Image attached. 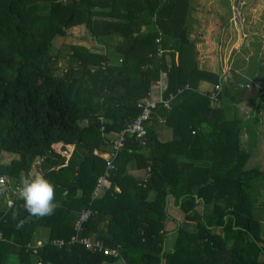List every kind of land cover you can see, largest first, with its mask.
<instances>
[{"label":"trees","instance_id":"obj_1","mask_svg":"<svg viewBox=\"0 0 264 264\" xmlns=\"http://www.w3.org/2000/svg\"><path fill=\"white\" fill-rule=\"evenodd\" d=\"M192 9L190 0H0V153L15 155L0 176L28 192L10 207L0 197V264H264L253 215L264 207V171L246 168L241 120L211 106L210 91H195ZM81 24L94 37L117 38L119 60L81 44L54 53V41ZM162 76L146 135L127 136L103 196L93 197L105 172L99 153L137 118V103ZM229 91L235 102L245 96L244 87L221 84L216 101ZM171 201L179 218L168 213ZM83 210L90 215L76 230ZM38 226L50 232L34 247ZM72 236L119 256L87 250Z\"/></svg>","mask_w":264,"mask_h":264},{"label":"rangeland","instance_id":"obj_2","mask_svg":"<svg viewBox=\"0 0 264 264\" xmlns=\"http://www.w3.org/2000/svg\"><path fill=\"white\" fill-rule=\"evenodd\" d=\"M191 4L193 5V9L191 10V16L194 17L196 10H204L207 15L208 22L212 23V32L220 31V25H223V21H227V17L234 18L237 16V10L239 12L243 11V15L245 18V31H244V38H242L240 45L242 49H239L240 55L244 56V50L250 51V62H249V69L247 73H241L239 71L238 75L240 78L242 76L253 78L255 73L253 71L262 72L264 74V61H260L259 48L264 47V0H190ZM233 8V9H232ZM234 11L236 14H230L228 11ZM43 14L48 13V9L43 10ZM236 18V17H235ZM247 29V30H246ZM221 32V31H220ZM255 33V34H254ZM258 33H262L263 36H259ZM258 35V36H257ZM109 38V37H108ZM238 38V35H237ZM117 39L115 38H98L90 35L88 31L84 28V26L76 25L72 26L66 30V38L61 39L57 38L54 41V53H61L65 54L69 51V45L71 44H81L88 47L90 50L99 53H106L111 57L113 62H116L118 59V55L114 53V45L116 44ZM219 42V41H218ZM221 43L224 46L230 43L232 45L237 44L236 40L230 38V33L227 38H221ZM252 42V43H251ZM254 42V43H253ZM217 49V54L221 53V47ZM249 46L250 49H249ZM260 46V47H259ZM217 48V46H212L211 48ZM248 47V49H247ZM228 48V47H227ZM257 50V53L254 51ZM223 52V49H222ZM213 55V51L211 50ZM261 55L264 56L261 53ZM221 57V56H219ZM229 57L225 59L224 62L219 60V62H213L211 70L214 72L213 74H218L221 70H226L227 72L238 71L236 66L240 65L242 62L241 60H237L233 58V60L229 63ZM61 67H64V62L60 63ZM228 67V69H227ZM230 69V70H229ZM160 84V83H158ZM160 86V85H159ZM158 85L153 84L151 86L150 95L151 98L154 97L155 93L158 92ZM229 88V87H228ZM233 96V92L229 91L228 94L222 95L220 101L218 103L214 101H209L211 106H218L223 108L225 112V116L229 119L232 118H239L241 120V131L243 130V135L249 134L250 136L244 137V139H248V142L245 143L242 137L240 138L241 147L244 148L247 152L250 153L249 160L247 162L246 168L247 169H257V170H264V125L257 123L255 119L248 115H241L240 111L235 108L236 102L231 99ZM94 100H99L97 97ZM101 101V100H100ZM264 103V102H263ZM258 103L257 101L249 102L246 104L248 108H252L253 115L257 112L259 113L260 110H264V104ZM261 108V109H260ZM110 137H116V135H111ZM169 138L165 136L164 139ZM14 154L7 153L5 151H1L0 153V165H9L13 162ZM132 173L136 177H143L144 171H132ZM30 175L33 177V180L37 182V184L41 185V177L40 174L37 172L36 169V161L32 164ZM9 183H14V179L10 176L7 177ZM21 184V183H20ZM261 200L264 201V190L262 191ZM168 213H171L168 210ZM253 215L255 221L259 224L260 234H264V207L254 208ZM170 239L166 240L165 248L168 250L170 248Z\"/></svg>","mask_w":264,"mask_h":264},{"label":"crops","instance_id":"obj_3","mask_svg":"<svg viewBox=\"0 0 264 264\" xmlns=\"http://www.w3.org/2000/svg\"><path fill=\"white\" fill-rule=\"evenodd\" d=\"M233 9V8H232ZM230 12V14H236V12L238 13L237 16H235L234 18H229L227 17V21H223V25H220V31H215L212 32V23L208 22L207 19V15L206 12L204 10H196L194 17H193V21H192V30L191 33L189 35V39L190 41H192L194 43V49H195V61L197 64V69L194 71V76L196 79V87H195V91L198 92L199 94H202L204 92L210 91L212 89V87L217 83V82H221V84L223 85H232V87L234 88V86H238V87H244L245 89V96L243 98L242 101L240 102H236L235 104V108L236 110L238 109L240 111L241 115H248L250 117H252L253 119L256 120L257 123H260L262 125H264V110H260L259 113H255L253 115L252 112V108H248L246 106V104H249V102H254L257 101L259 103V98L262 95V90H264V74H262V72H257L256 70L253 71V73H255V76L253 78H251L249 76L248 77H244L242 76V78H240V76L238 75L239 71L241 73H247L249 69V62H250V58H252L250 56L251 53V49L249 46L250 51H245L244 50V56L245 58H243V55H240V51L239 49H242L240 42L242 40V38H244L245 34V18L243 15V11L239 12L238 10L236 12H232V11H228ZM247 30V29H246ZM230 33V38H232L233 40L235 39L237 44L234 45V43L232 45H230V43H228L227 45H221L219 43H221V38H227V36ZM255 34V33H254ZM238 35V38H237ZM259 36H263L262 33H258ZM257 35V36H258ZM117 39V38H115ZM118 41V39H117ZM219 41V42H218ZM252 43V42H251ZM254 43V42H253ZM212 46H217V48H214ZM221 47V53L217 54L218 52V48L219 46ZM228 47V48H227ZM260 47V46H259ZM223 49V52H222ZM248 49V47H247ZM211 50L213 51V55L211 53ZM255 53H257V50L254 51ZM259 54L260 55V61H264V56L261 55V53L263 54L264 52V47L259 48ZM221 56V57H219ZM227 56L229 57V61L231 62L233 60V58H235L237 60H241V64L236 66L238 71H232V72H227L226 70H221L218 74H213L214 72L211 70L212 67V63L219 62V60L221 59L222 62L225 61V59L227 58ZM119 59H117L116 61H118ZM229 62V63H230ZM228 69V67H227ZM230 70V69H229ZM166 77L162 76L159 80L158 83H156V85H160L158 87V92L155 93L154 97L151 98V95L149 93V99L151 101H155V102H160L161 101V93L162 90L166 84ZM151 90V89H150ZM259 90L261 92H259ZM220 101L217 100L216 103H218ZM261 104V103H260ZM264 104V103H263ZM218 107V106H215ZM239 119V118H238ZM160 120V119H159ZM162 121V120H160ZM162 132L165 136L169 137V131L168 129H166V127L162 128ZM250 136L249 134H246L245 136L243 135V130L241 131V136L242 139L244 140L245 143L248 142V139H244V137H248ZM115 139V137H110V140L113 141ZM240 145H241V141H240ZM111 144L107 147V149H110ZM244 149V148H243ZM95 153L98 154V152L96 151ZM101 156H104L106 153H99ZM137 171V170H134ZM264 171V170H261ZM133 174V173H132ZM33 183L37 186H39L37 184V182L33 181ZM18 185V184H17ZM116 190L119 191V188L116 187ZM105 192V189H103L101 191V193L96 197V198H101L103 196ZM170 205L172 206L173 211H171V215L176 216V217H180V212L178 211V207H174L173 206V201H171ZM198 211L201 210V207L198 206L196 208ZM168 228L172 227V222H169L167 224ZM195 229V222H191L189 224V230L193 231ZM49 232L50 230L47 227L44 226H38L33 234V244L37 245V246H42L46 241H48V237H49ZM261 236L264 237V234H260ZM173 238H174V233L173 232H169L167 233V239H170V248L172 246V242H173ZM116 264V263H113Z\"/></svg>","mask_w":264,"mask_h":264},{"label":"built area","instance_id":"obj_4","mask_svg":"<svg viewBox=\"0 0 264 264\" xmlns=\"http://www.w3.org/2000/svg\"><path fill=\"white\" fill-rule=\"evenodd\" d=\"M221 91V82H217L209 92L208 98L212 101H216L217 95ZM157 102L146 99L137 103V107L140 109V114L134 119L124 130L116 134L115 139L112 141L111 148L103 157L105 160V172L97 179L96 186L93 190V197H97L103 189H105V182L111 170L114 169L113 161L117 156L120 149L123 147L127 136L135 135L136 138L141 140L146 135L145 123L149 119L152 110L155 108ZM167 105V102H164ZM101 119V118H100ZM143 143V142H142ZM27 190L20 186L11 187L8 178L4 175L0 176V197H2L7 207H10L14 200L23 197L27 194ZM90 215V210H83L79 213V217L75 223V229L79 230L80 225ZM4 239L3 233L0 231V241ZM71 242L81 243L87 250L101 252L103 255L119 256L116 249H110L105 247L99 240H91L90 238L78 239L76 236H72ZM53 245L58 247L64 243L62 240L52 241ZM34 247H38L34 245Z\"/></svg>","mask_w":264,"mask_h":264},{"label":"water","instance_id":"obj_5","mask_svg":"<svg viewBox=\"0 0 264 264\" xmlns=\"http://www.w3.org/2000/svg\"><path fill=\"white\" fill-rule=\"evenodd\" d=\"M234 192L233 191H231V192H228L227 193V195H231V194H233ZM170 196V195H169Z\"/></svg>","mask_w":264,"mask_h":264}]
</instances>
